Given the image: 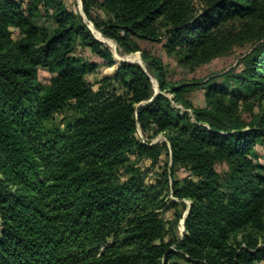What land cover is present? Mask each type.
Listing matches in <instances>:
<instances>
[{
	"label": "trees",
	"instance_id": "trees-1",
	"mask_svg": "<svg viewBox=\"0 0 264 264\" xmlns=\"http://www.w3.org/2000/svg\"><path fill=\"white\" fill-rule=\"evenodd\" d=\"M81 1L124 51L139 49L133 37L164 39L198 64L230 48V23L264 12V0H202L197 12L186 0ZM40 7L53 28L35 22ZM255 42L234 81L208 82L195 107L184 95L191 85L169 84L163 61L144 52L147 69L123 61L92 85L87 75L115 61L77 10L0 0V264L264 262V21ZM250 100L261 110L246 123L240 108ZM60 111L71 113L62 126L53 123Z\"/></svg>",
	"mask_w": 264,
	"mask_h": 264
},
{
	"label": "rangeland",
	"instance_id": "rangeland-1",
	"mask_svg": "<svg viewBox=\"0 0 264 264\" xmlns=\"http://www.w3.org/2000/svg\"><path fill=\"white\" fill-rule=\"evenodd\" d=\"M25 3L30 0H23ZM66 4L71 10H77L78 13L82 15L87 25L92 29L93 33L96 35L98 33L100 39H103V43L109 48L113 55L115 64L110 67H105L102 63H99V68L97 72L87 75V80L89 83L95 86L97 81L104 75L111 76L116 71V66L120 62V59L127 58L129 60L141 61L143 67L146 68L145 62H143V53L146 54L148 58H158L163 61V68L166 76V81L172 85L180 84H190L191 88L185 92V97L190 101L195 107H202L205 104V88L208 82H220L223 80L225 74H230L229 80L234 81V76L238 74L244 67V56L248 54L253 46L255 45V38L259 34L260 26L264 21V12H260L253 19L248 20H236L230 23V29L236 37L233 39L231 46L227 49L226 53L218 55L206 63H195L187 62L183 59L182 55H179L175 52H168L164 47V39L150 41L141 38L133 37L132 40L139 47L138 50L126 52L118 44L108 37L103 36L98 29H96L92 22L86 19L81 0H61ZM188 6L191 7L193 12H197L202 7V0H186ZM50 12V10H49ZM35 22L41 27H47L49 29L53 28L54 24L49 18L48 10H45L43 7H40L39 14L35 17ZM239 32H243L245 36L244 39L242 35H239ZM18 33L15 32L14 37L16 38ZM242 36V37H241ZM77 54L83 58L90 60H99L97 57H94L88 49L78 47ZM133 56V57H132ZM136 59V60H135ZM139 59V60H138ZM102 62V61H99ZM147 69V68H146ZM154 92H159L160 87L158 81L156 80L153 73H149ZM51 74L45 70H39V79L43 84H47L50 81ZM163 93L169 98L172 97L173 93L171 88H167ZM175 108L180 110V112L187 111L190 113L189 109L184 108L180 104H173ZM250 109V110H249ZM261 106L255 100H250L246 106L240 108V116L242 120L246 123L253 121L254 116L259 114ZM71 118V113L67 111H60L54 115V124L63 125L65 120ZM164 139L163 134H159L153 139V142L161 141ZM260 154L264 156V148L262 145L257 146ZM166 159V156L163 157ZM217 171L220 174V183L221 186L225 189L228 182V166L226 162L219 161L215 164ZM185 174V170L180 166H177L175 169V177L181 178ZM189 204L188 201H186ZM186 212V211H185ZM184 212V215H185ZM165 218H172L171 211H168L164 215ZM181 219L178 223L177 234H182L184 228L182 226ZM240 236L238 237V239ZM260 240L261 244L262 240ZM258 264H264L260 262Z\"/></svg>",
	"mask_w": 264,
	"mask_h": 264
},
{
	"label": "water",
	"instance_id": "water-1",
	"mask_svg": "<svg viewBox=\"0 0 264 264\" xmlns=\"http://www.w3.org/2000/svg\"><path fill=\"white\" fill-rule=\"evenodd\" d=\"M89 27V26H88ZM90 28V27H89ZM90 30L92 31V29L90 28ZM92 33H93V31H92ZM93 35L95 36V38L96 39H98V40H100V41H102V42H104L102 39H100L99 37H97L94 33H93ZM123 61H128V62H131V63H138L139 65H141L142 67H143V65H142V62L141 61H134V60H129V59H127V58H124V59H120V62L119 63H121V62H123ZM156 93V92H155ZM189 205V204H188ZM186 212H187V210H186ZM185 212V213H186ZM182 226H183V228H184V220L182 221Z\"/></svg>",
	"mask_w": 264,
	"mask_h": 264
},
{
	"label": "bare ground",
	"instance_id": "bare-ground-1",
	"mask_svg": "<svg viewBox=\"0 0 264 264\" xmlns=\"http://www.w3.org/2000/svg\"><path fill=\"white\" fill-rule=\"evenodd\" d=\"M96 35L98 36L99 34L98 33H96ZM103 40V39H102ZM133 57V56H132ZM136 60V59H135ZM139 60V59H138Z\"/></svg>",
	"mask_w": 264,
	"mask_h": 264
}]
</instances>
